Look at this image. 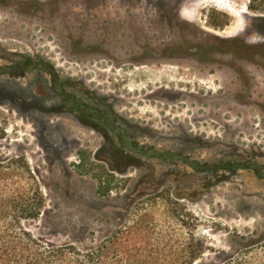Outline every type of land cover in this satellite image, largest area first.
Returning a JSON list of instances; mask_svg holds the SVG:
<instances>
[{"label": "rangeland", "instance_id": "374dc122", "mask_svg": "<svg viewBox=\"0 0 264 264\" xmlns=\"http://www.w3.org/2000/svg\"><path fill=\"white\" fill-rule=\"evenodd\" d=\"M247 4L0 0V164L29 189L14 202L44 204L25 228L89 248L143 218L203 236L205 263L264 238V13Z\"/></svg>", "mask_w": 264, "mask_h": 264}, {"label": "trees", "instance_id": "16d2710c", "mask_svg": "<svg viewBox=\"0 0 264 264\" xmlns=\"http://www.w3.org/2000/svg\"><path fill=\"white\" fill-rule=\"evenodd\" d=\"M247 7L264 13V0H248ZM14 168L17 166L0 164V264H264V249L258 247L264 238L253 240L235 234L241 250L229 255L219 251L218 262L205 263L199 261L207 245L203 236L195 232L175 236L152 233L156 226L143 218L118 223L111 234L89 248L50 244L24 227L25 220L40 216L44 204L12 200L17 194L19 198L25 196L29 190L24 186L14 188ZM21 172L23 175L25 171ZM109 177L112 179L113 175L109 173ZM100 183L99 192L108 189ZM242 239L248 242L243 244Z\"/></svg>", "mask_w": 264, "mask_h": 264}]
</instances>
